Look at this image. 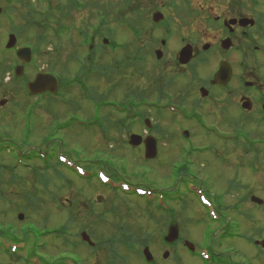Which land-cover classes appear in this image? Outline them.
<instances>
[{
	"label": "rangeland",
	"instance_id": "obj_1",
	"mask_svg": "<svg viewBox=\"0 0 264 264\" xmlns=\"http://www.w3.org/2000/svg\"><path fill=\"white\" fill-rule=\"evenodd\" d=\"M56 1L54 0V5L57 4ZM93 1L97 2L102 15H108L107 24L101 29L94 17V9H72L67 13L53 11L50 21V24L56 25L55 28L59 24L66 25L67 28L71 26L70 29L80 27L83 32L90 35L93 33V36L101 33L99 40L93 42L94 52L90 58H94V63L89 66L93 67L94 72L89 70L90 77L86 79L88 90L85 94L76 83L70 89H61L64 100L41 98L31 125L28 126L29 122L23 113L26 106L32 105L37 99H26L21 85L11 83L7 68L5 77L4 73L3 79L0 78V104L5 102V105H0V136L15 142L23 152L65 155L69 161L58 166L61 175L59 178L55 171L44 173L45 167L41 161L32 162L31 165L22 159L15 161L11 153L0 154V170L3 172L1 180H8L12 170L31 182L33 172L24 168L35 167L41 176H45L44 179L50 181L51 195L47 197L51 200L40 201L43 212L40 211L33 218L36 228L44 232L45 229L52 231L53 228L68 224L65 239L54 236L42 238L39 235L37 238L33 237L37 241L40 239L38 242L43 246L36 249L37 257L31 260L26 249H17L14 252L17 257H11L1 243L0 264H36L39 257L46 259L45 264H149L141 257L146 247L154 257V264H202L197 254L198 249L205 253L209 248L216 253H223L232 264H247L246 257L255 255L256 249L246 239L256 238L254 230L259 227V220L264 223V216L255 212L250 204L240 205V199L250 192L251 186L255 188V184L251 185L254 180L252 173L242 170L235 159L227 158L231 155V143L225 144L206 130L197 131L198 129H193L192 132L196 135L195 140L185 141L180 138L178 129L184 125H194L176 118L171 110L158 113L146 106L136 110L152 122L153 133L147 134L144 125L137 118L133 125L125 123V118L131 113L120 115L112 107L105 106L99 107L100 111L96 109V104L103 99L114 106L128 104L130 97H134L136 102L147 101V104H165L168 98L176 102L183 94L181 88H177L181 80L175 64L172 65L171 62L174 59L173 50L178 49L180 17L189 15L192 10L201 19L207 18L203 8L211 5V0ZM33 5V0H11L10 4L0 2V7L5 12L14 16L17 14L12 20L8 19L6 12L0 19V51H4L8 35L12 32L14 34L18 28L23 29L20 36L17 35L18 46L31 45L39 40L41 31L32 22L40 25L43 18L38 16L33 19L29 16V6ZM247 5L254 6L259 13L261 8L264 10V0H249ZM10 9L15 12H10ZM224 11L225 9L222 12ZM156 12L164 15L165 28L172 29L171 38H168L171 41L166 50L167 57L163 61L166 64L162 63L159 69L154 68L156 61L151 59L150 53H154V49L162 50V36L158 33L155 40H148V33L145 34V27L150 26V19ZM119 19L140 27L143 30L141 40H134L131 32L124 29L121 22H117ZM103 28L105 29L102 30ZM76 33L74 29L69 30L66 35L61 36L62 41L57 37L54 39V33L50 34L49 43L41 46L40 53L34 60L35 64L26 68L25 74L32 78L36 71L45 69L59 73L61 83L85 80L83 75L90 69L85 63L89 45L86 49L82 48L77 39L80 37ZM104 39H108L110 45H115L118 50L106 46ZM166 41L168 44V40ZM123 46V50L119 49ZM11 55L7 52L6 57L12 58ZM141 56H145V59L139 62ZM185 92L186 90L183 93ZM204 111L208 117L205 120L206 127L209 128L215 119L210 118L208 109L204 108ZM72 115L76 116L75 120L79 123L67 130H60V125H64ZM221 129L234 132L230 125H222ZM133 135L141 136L143 141L147 136L154 137L158 142L157 158L151 161L145 158L144 143L140 146L131 145ZM225 147L228 149L225 150ZM88 167L91 169L88 170ZM75 171L114 172L122 182L127 183L126 187L131 185L149 191L144 196L137 195L136 189H130L126 193L121 191L123 189L115 192L108 186H102L96 179L87 183ZM259 182H263L262 177ZM245 185H249V188ZM256 190L259 191V197H264L263 190L259 187ZM11 193L9 191L6 194L10 203L0 202V212L4 215L7 213L3 220L5 223H0L7 227L14 223L20 226L27 218V213L20 210L22 203ZM202 195L210 200L213 209L201 205ZM58 199H61L59 205L63 206L64 212L54 202ZM32 208L28 207V213L33 215L35 210ZM69 208L73 217L68 221ZM171 208L175 213L174 217L168 212ZM210 213L220 215L219 221L213 222ZM21 215L23 220H18ZM99 215L104 219L102 223L98 220ZM221 218L228 220V228L224 227L225 220L219 223ZM170 221L179 227L183 239L197 246L195 254H190L179 242L170 246L162 244L161 237L166 236ZM116 226L126 228V234H135V239L141 246L137 244L136 248L128 249L117 243L121 234L117 232ZM227 231H232L237 236L226 240L222 236ZM84 232H87L95 244L105 241L107 246L100 247L99 252L94 253L80 239ZM139 236L142 237L138 238ZM115 237L117 241L114 243ZM144 242L147 244L142 246L141 243ZM109 250H114V253H109ZM235 250L238 253H234ZM165 252L169 253L166 259L163 258Z\"/></svg>",
	"mask_w": 264,
	"mask_h": 264
},
{
	"label": "flooded vegetation",
	"instance_id": "obj_2",
	"mask_svg": "<svg viewBox=\"0 0 264 264\" xmlns=\"http://www.w3.org/2000/svg\"><path fill=\"white\" fill-rule=\"evenodd\" d=\"M210 2L212 6L208 4L203 8L207 18L201 19L192 10L189 15L180 17L178 49L173 50L171 64H175L182 81L177 88H181L183 95L176 102L168 98L164 107H174L178 119L194 125L180 127L179 135L183 136L184 131H189L190 140L196 138L193 129H198L207 131L225 144L231 143V155L228 154L227 158L235 159L242 170L252 173L254 180L251 185L255 184V188L251 186L250 192L240 199V205L250 204L255 212L264 216V203L259 205L252 201L253 197L264 201V197H259V191L256 190L259 187L264 191V10L261 8L259 13L254 6L247 5L249 0ZM154 24L145 27V34L148 33V40H155L159 34L162 36V50L154 49V53H150L151 59L156 61L154 68L159 69L162 63L166 64L163 61L167 57L166 50L171 41L168 38H171L172 29ZM142 57L145 59V56ZM133 59L135 61V57ZM28 67L25 65L24 70ZM41 74L57 76V94L48 98L64 100L61 89L71 87L60 82L59 73L40 69L30 78L24 71L28 82ZM78 81L82 82L80 79ZM46 96L50 95L45 93L41 98ZM204 108L210 111V118L215 119L209 128L206 127L205 120L208 117ZM222 125H230L234 132L224 131ZM260 177L263 180L261 183ZM245 187L249 188V185ZM259 221L261 224L257 221L259 227L254 230L256 238L246 239L256 249L255 255L246 257L247 264H264V223L263 220Z\"/></svg>",
	"mask_w": 264,
	"mask_h": 264
},
{
	"label": "trees",
	"instance_id": "obj_3",
	"mask_svg": "<svg viewBox=\"0 0 264 264\" xmlns=\"http://www.w3.org/2000/svg\"><path fill=\"white\" fill-rule=\"evenodd\" d=\"M34 1V5L33 6H29V16H31L33 19L35 17H42V23L40 25H37L35 22H32V25L34 27H39L40 31H41V36L39 38V40L32 45V47H34L35 52L40 53V49L41 46L43 44H48L49 40H48V36H50V34L55 33L56 37L58 38H62L61 36L66 35V32H69L68 30L74 29V31H76L78 35L88 38L89 34L83 32L81 29L78 28H71L68 27L67 30V26L66 25H59L57 24V28H55L56 25H52L50 24V21L52 19V12L56 11L57 13H67L72 9H76L77 11L80 10H87V11H91V9H94L93 14L94 17L96 18V20L98 22H103V24H105L108 20V15L107 14H103L101 13V9L99 10L98 4L97 2L93 1V0H57V4L54 5V0H33ZM87 1H90L87 3ZM21 3H24L23 1H20ZM30 3V2H29ZM93 3V4H92ZM112 7V5H111ZM43 9H46L43 10ZM10 12H15V10L10 9ZM103 12H105V10H103ZM13 14V13H12ZM94 18V19H95ZM125 19H119L117 22H121L122 23H130L128 21H124ZM92 28L90 27L89 30H91ZM101 29V28H100ZM82 31V32H80ZM139 31V30H138ZM15 32L20 36V33L23 32V29L18 28L15 30ZM96 33V32H95ZM83 34V35H81ZM139 35V33H138ZM99 36H101V33H99ZM7 52L4 51H0V78L3 79V77H5L7 71L8 74L12 71V58H7L6 57ZM10 63V64H9ZM7 68V71L5 72V69ZM5 73V74H4ZM2 74H4V76L2 77ZM18 82V80L16 78H12L11 83L16 84ZM107 100L103 99V103H106ZM144 102V101H143ZM139 103V102H137ZM140 103H142L140 101ZM105 105V104H104ZM124 110V109H123ZM130 110H132V108H130ZM128 108L125 109V111H130ZM139 110V105H137L135 107V112L137 113ZM122 112V111H121ZM158 113H160V111H158ZM117 125V124H116ZM123 123L121 124L122 127ZM11 143H15L13 141L10 140H5L3 137L0 136V153L5 152L6 150L9 151L8 149H10V144ZM10 152V151H9ZM27 160H39L41 162L44 163V173L45 172H52L55 171L57 173V176L59 178H61V175L59 174V169L58 166L63 165L62 163H60L58 160H56L55 157L52 156H48V159L46 161H42L40 157H38L36 155V153H31L29 158H26ZM26 162V161H25ZM27 163V162H26ZM24 170H26V168H24ZM30 172H33V181L29 182L27 179L23 178L22 176H19L17 172L14 171H10V178L1 180V176L2 173L0 170V202H4L7 201L9 202V197L6 195L7 192H12L11 194L13 195V197L16 199H18L19 202H21L22 204L20 205V210L21 212H26L27 213V218L25 223H23L22 225H17V224H13L10 225V227H7L5 225H1L0 223V236L4 237L3 239H9L11 242L13 243H17V241H24V242H31V243H38L37 240H35V238H37V235H39L40 237H45V236H54L56 238H61L63 237V232H65L68 227V224H65L63 226L57 227V228H53L52 231H49V229H45L43 230L44 232H42L41 230L37 229L35 226V222L34 221V217L37 216V214H39L40 211L43 212V208L42 205L40 204V201H46V199L51 200V198L47 197V195H51L49 192V186H50V181L44 179L45 176H41L38 169L37 168H32L30 169ZM111 176L115 179V180H120L121 178H119V176L114 173L111 172ZM48 177V174H47ZM91 179H89L87 181V183H89ZM32 188V189H30ZM61 200V199H60ZM60 200L58 199V201L55 202V204L59 205ZM10 203V202H9ZM69 205L70 202H69ZM32 206L34 211V214H29L28 213V207ZM63 206L59 205V210H62V212H64V210L62 209ZM169 213L173 214V217L175 215L174 211H168ZM44 214V213H43ZM68 214V221L71 217H73V215H71V209L69 208L67 211ZM7 215V213H6ZM4 214H2L0 212V221L3 222L5 216ZM3 216V217H2ZM153 220H155V218L151 217ZM98 220L100 221V223H102L104 221V219L102 218V216H98ZM7 221H11L13 223V221L11 219H8ZM5 223V222H3ZM92 222H89V224ZM169 224V223H168ZM85 225L86 224H82ZM117 232L119 234H121V238L119 237V240L117 243H120L121 246L128 248V249H134L136 248L137 244L140 245V242L135 239V234L132 233H127L126 234V228L124 227H120V226H116ZM85 229V227H84ZM86 230V229H85ZM46 231V232H45ZM35 237V238H33ZM123 237V238H122ZM142 236H139L138 238H141ZM115 241H117L116 237L114 238V243ZM113 243V242H112ZM113 243V244H114ZM142 246H145L147 244V242L141 243ZM104 247L107 246L105 241H101L100 243L96 244V250H99L100 247ZM141 246V245H140ZM95 250V249H94ZM109 253H114V250H109ZM114 260V259H113Z\"/></svg>",
	"mask_w": 264,
	"mask_h": 264
},
{
	"label": "water",
	"instance_id": "obj_4",
	"mask_svg": "<svg viewBox=\"0 0 264 264\" xmlns=\"http://www.w3.org/2000/svg\"><path fill=\"white\" fill-rule=\"evenodd\" d=\"M4 1V0H1ZM2 12V9L0 8V14ZM155 22H160L163 20V16L161 14H155L153 17ZM107 43V41H105ZM17 39L14 35H11L9 38V42L7 44V49H12L16 46ZM31 56L32 52L30 49H22L18 51V57L25 63H30L31 62ZM16 74L17 76H21L23 74V67H17L16 69ZM58 87L57 79L54 76L51 75H39L34 82L30 83L28 85V89L30 92L34 95L44 93L46 91H50L54 93ZM1 105H4L2 103ZM146 125L148 128H151V122L149 120H146ZM185 138L189 137V134L187 132L184 133ZM142 143L145 145V158L147 160H154L157 157L158 154V147H157V141L153 137H147L144 141L140 136L133 135L131 137L130 144L133 146H140ZM256 200L258 203H261V201ZM20 220L23 219V216L21 215ZM179 237V230L178 227L176 226H171L168 232V236L165 238V241L167 243H174L177 241ZM81 238L84 242H87L90 245H93L90 237L88 236L87 233H82ZM186 246L193 251V246L190 243H186ZM144 256L146 257V260L148 262H151L153 260V257L150 253L149 248H146L144 250ZM168 257V253L164 255V258Z\"/></svg>",
	"mask_w": 264,
	"mask_h": 264
}]
</instances>
